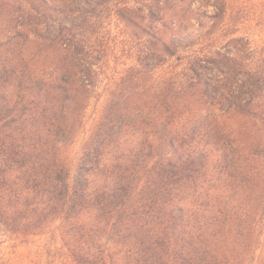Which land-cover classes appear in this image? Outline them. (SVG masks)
I'll return each instance as SVG.
<instances>
[{
  "label": "trees",
  "instance_id": "1",
  "mask_svg": "<svg viewBox=\"0 0 264 264\" xmlns=\"http://www.w3.org/2000/svg\"><path fill=\"white\" fill-rule=\"evenodd\" d=\"M196 2L0 0V241L44 236L45 264H264V48L216 41L227 0ZM113 21L132 63L109 77Z\"/></svg>",
  "mask_w": 264,
  "mask_h": 264
},
{
  "label": "rangeland",
  "instance_id": "2",
  "mask_svg": "<svg viewBox=\"0 0 264 264\" xmlns=\"http://www.w3.org/2000/svg\"><path fill=\"white\" fill-rule=\"evenodd\" d=\"M213 1L197 0L196 6L209 9V13H213L215 11L213 5L205 6L209 2L213 3ZM227 6V19L221 26V30L216 33V41H222V38H225L223 37L225 31H235V35L250 39L253 46L259 49L264 48V0H227ZM108 29L111 34V45L116 49L115 56L111 58V69L107 71V76L113 77L118 75L117 73L126 64H131L132 60L127 56L125 49L123 52V48L119 43L121 40L124 41L125 38L124 27L113 21L109 24ZM116 64L117 67L115 68ZM105 99V96L93 99L86 115L84 129L69 149L71 156L75 154L79 145L89 135L98 121ZM45 239L44 236L34 237L31 242L18 246H15L12 241H0V264H45V257L42 253Z\"/></svg>",
  "mask_w": 264,
  "mask_h": 264
}]
</instances>
